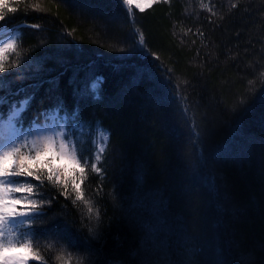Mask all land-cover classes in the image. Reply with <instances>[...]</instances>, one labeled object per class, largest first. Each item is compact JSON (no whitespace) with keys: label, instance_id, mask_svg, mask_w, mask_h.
<instances>
[{"label":"trees","instance_id":"1","mask_svg":"<svg viewBox=\"0 0 264 264\" xmlns=\"http://www.w3.org/2000/svg\"><path fill=\"white\" fill-rule=\"evenodd\" d=\"M17 7L0 21L23 33L19 66L0 74V112L31 95L27 129L61 106L69 127L84 126L85 156L109 134L102 178L86 169L82 185L99 222L72 204L71 184V199L46 187L42 249L87 264H264V0L161 1L134 20L118 0Z\"/></svg>","mask_w":264,"mask_h":264},{"label":"snow or ice","instance_id":"2","mask_svg":"<svg viewBox=\"0 0 264 264\" xmlns=\"http://www.w3.org/2000/svg\"><path fill=\"white\" fill-rule=\"evenodd\" d=\"M23 2L0 0V21L16 13L17 6ZM118 3L134 20L136 10L142 13L157 0H118ZM31 6L40 9L39 4ZM28 27L38 29L40 25ZM133 31L136 44L143 50V33L138 29ZM22 41L20 28L13 26L9 29L6 24H0V74L19 66ZM10 56L15 57L11 62ZM259 76L264 83V71ZM102 83L103 79L96 77L88 87L96 95ZM248 83L251 85L254 81ZM4 87L5 76L0 75V89ZM31 101L32 96L26 94L23 99L10 105L6 115L0 112V264H50V261L56 264H73V261L84 264L83 258L74 256L65 247L57 250L55 244L47 243L42 249L33 225L43 218L45 207L52 204V198H45V188L55 189L65 199H71L69 184L75 193L72 204L75 206L79 202L86 207L88 219L99 222V210L86 197L82 185L88 179L86 169L102 178V169L97 164L103 160L109 134L99 129L96 139L91 141L93 154L85 156L83 143L74 138L75 129L84 126L72 124L69 127L68 121L74 120L75 114L65 117L55 115L60 110L59 105L52 110L53 115L45 114L46 123L43 125L33 122L27 129L23 127L24 113L30 108ZM6 102V97L0 96V105Z\"/></svg>","mask_w":264,"mask_h":264},{"label":"rangeland","instance_id":"3","mask_svg":"<svg viewBox=\"0 0 264 264\" xmlns=\"http://www.w3.org/2000/svg\"><path fill=\"white\" fill-rule=\"evenodd\" d=\"M160 1H168V0H157V2H160ZM185 1H190V0H185ZM147 9H149V8H146L145 10H147ZM55 115H58L57 113L55 114ZM59 116V115H58ZM61 123H63V121H60ZM45 123H46V121H45ZM160 246H161V244H160ZM157 246L156 248V250H155V255H159V252H160V255H159V258H161L162 259V257H163V255H164V249H163V247L161 246ZM159 248H160V251H159ZM58 250H59V247H58ZM74 256H76V257H80V256H77V255H74ZM80 258H82V257H80ZM83 260H84V264H87L88 262L86 261V258H83ZM166 260V261H165ZM162 262L163 263H168L169 264V260H168V262H167V259H163L162 260ZM73 264H75V261H73Z\"/></svg>","mask_w":264,"mask_h":264},{"label":"bare ground","instance_id":"4","mask_svg":"<svg viewBox=\"0 0 264 264\" xmlns=\"http://www.w3.org/2000/svg\"><path fill=\"white\" fill-rule=\"evenodd\" d=\"M161 2V1H160Z\"/></svg>","mask_w":264,"mask_h":264}]
</instances>
